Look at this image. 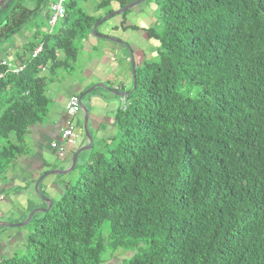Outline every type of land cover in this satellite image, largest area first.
<instances>
[{"label": "trees", "instance_id": "obj_1", "mask_svg": "<svg viewBox=\"0 0 264 264\" xmlns=\"http://www.w3.org/2000/svg\"><path fill=\"white\" fill-rule=\"evenodd\" d=\"M156 1L144 30L156 57L143 76L135 67L114 132L56 176L59 198L25 227L28 253L0 264H103L118 249L135 250L123 264H264V0ZM112 2L127 4L97 9ZM70 7L23 46L22 73L0 79L2 185L48 113L49 85L112 13Z\"/></svg>", "mask_w": 264, "mask_h": 264}, {"label": "crops", "instance_id": "obj_2", "mask_svg": "<svg viewBox=\"0 0 264 264\" xmlns=\"http://www.w3.org/2000/svg\"><path fill=\"white\" fill-rule=\"evenodd\" d=\"M125 1L126 5L135 2V0L132 2ZM35 7L30 8V10L26 8L16 10L14 7L10 9V14L5 15L4 19L0 20V61H7L14 66L21 65L19 64L21 61L18 59L23 56V46L38 35L36 29L27 30L26 26L30 13L37 10ZM97 7L95 15L91 17H103L106 12H114L119 9L116 2L110 3L105 8L106 11L105 9L98 10ZM1 11L2 8L0 14ZM49 14L48 10L45 14L47 26ZM153 17L154 13L150 7L143 10L133 8L124 17L120 15L107 20L100 25L98 34L119 41L121 44L103 39H97L95 42L92 39L96 38L89 36L90 38L81 43L87 56L85 62H88L79 68L81 72L78 75L68 76L69 89L54 92L52 89L54 82L51 84L52 86L49 85L47 94L50 100L49 107L50 105L52 107L57 106L60 113L56 112L57 108L50 112L48 107V113L43 123L32 128L26 137L27 155L10 169L6 176V182L3 185L0 183V263L12 260L15 247L22 248L23 241L27 237L28 232L24 231L25 236H20L18 239L20 234L17 229L21 227H15V224L18 225V223L23 222L31 211L44 209V203L36 197L35 182L43 173L52 168H55L54 170L68 169L74 153L87 146L82 130L83 116L80 111L74 120V142L62 144L57 141L60 129L66 119L64 113L66 102L70 99H78L80 94L82 95L89 88L99 84L111 90L126 92L124 88L130 78L132 82L129 50H131L135 67L146 61L154 60L156 57L153 42L148 41L144 35V30L152 25ZM124 25H130L135 29L123 30L121 26ZM7 31L9 33L6 34ZM113 34L119 35L120 38L110 36ZM7 39L10 40L8 43L5 42ZM98 40H101L102 43H98ZM35 42L38 43L39 39H35ZM122 44H126L128 47L125 48ZM76 77L77 79L81 77L82 82H75ZM96 89L101 88L94 90ZM101 91L105 90L101 89ZM105 94L107 95L104 97L91 98L87 95L82 98V104L88 114L87 131L94 144L110 138L115 130L114 117L117 111L122 108V98L106 91ZM51 113L57 115L54 116ZM51 143H56L63 148L64 158L59 159L57 157L56 151L50 147ZM56 163L64 165V168H56ZM38 188L42 189L45 198L53 201L59 198L58 184L55 178L47 176ZM5 226L12 227L7 228Z\"/></svg>", "mask_w": 264, "mask_h": 264}, {"label": "rangeland", "instance_id": "obj_3", "mask_svg": "<svg viewBox=\"0 0 264 264\" xmlns=\"http://www.w3.org/2000/svg\"><path fill=\"white\" fill-rule=\"evenodd\" d=\"M8 1V3H6ZM56 0H0V9L2 8L1 14H0V20L4 19L5 15L10 14V9L12 8H16V10H19L21 8L23 9H32L33 7H37V10L34 12H31L28 19H27V30H29L30 28H34L38 31V39L39 41L41 40V36L48 32H54L58 29V25L50 28L49 26H47V22H46V18H45V14L47 13V11L49 10V6L51 3H54ZM104 0H65V4H64V8L67 5L71 4L70 9L74 10V9H79L81 10L84 14L88 15V16H93L96 13V7L99 3H101ZM136 1V0H135ZM128 2H132V0H128ZM132 4V3H130ZM128 4V5H130ZM35 7V8H36ZM108 7V6H107ZM150 7V9L153 11L154 13V17H153V22L155 17L158 15L159 12V8L157 5V1L156 0H147L144 3L135 6L134 9H139V10H143V9H148ZM133 9V8H132ZM106 11V9H105ZM145 12V11H144ZM128 17V16H127ZM129 19V18H128ZM97 32H100V28L97 29ZM110 36H114L115 38H120L119 35L113 34ZM9 38V36H8ZM90 38V37H88ZM87 38V39H88ZM93 41L97 42V39H92ZM8 41H10L9 39L5 40L6 43H8ZM98 43H102L101 40H98ZM84 47H82V44H80L79 46V52H78V57H77V62L73 65V69L69 72V75H73L76 76L81 72V69H79L81 66H83L86 62H85V57H87L85 55V51H84ZM126 51V50H124ZM131 51V50H130ZM128 52V50H127ZM92 55V54H91ZM147 63H151V61H146ZM138 69H140V76H143V71H142V65L137 67ZM68 76H64L63 80H56L54 81L53 84V88L54 92L58 91V90H68L69 89V82H68ZM75 82H82V78L81 77H76V79L74 80ZM52 86V85H51ZM132 88V82H131V78L130 80H128V83L126 84V87L124 88V90L127 92ZM105 91H101V89H96L93 90L91 93L88 94L89 97L91 98H97V97H104ZM121 105V104H120ZM117 107V105H116ZM56 109V112L60 113V109L57 106L52 107L50 105L49 109L50 112L53 111V109ZM53 113H51L52 115ZM54 116L57 115L56 113L53 114ZM75 138H71L70 139V143L74 142ZM57 141H60V138L58 137ZM57 167L56 168H64V165H61L59 163H56ZM13 172V171H12ZM9 173V171H8ZM7 173V175H8ZM51 178H55L56 176H50ZM57 181V180H56ZM41 193H43L42 189H38ZM38 191V192H39ZM36 194V193H35ZM40 195V194H39ZM36 194V197L41 200L40 196ZM44 197V196H43ZM44 207H46L45 203H44ZM45 209V208H44ZM38 210V209H35ZM32 212V211H31ZM37 214V213H36ZM27 219V218H26ZM26 219L18 224H23ZM17 225V224H15ZM27 226V225H26ZM26 226H21V228L17 229L18 233L20 234L18 236V239L20 236H25V232L28 230L25 228ZM103 237H106V234H103ZM27 237L26 239L23 241V246L22 248H19V246H16L15 250H14V254H13V259L14 258H18L21 257L23 255H26L29 251V247L27 244ZM16 243L18 241H15ZM142 247V246H141ZM133 254H135V250L133 249H129V250H123V249H118L115 252H110L109 250H106L104 257H103V264H123L124 262H126Z\"/></svg>", "mask_w": 264, "mask_h": 264}, {"label": "water", "instance_id": "obj_4", "mask_svg": "<svg viewBox=\"0 0 264 264\" xmlns=\"http://www.w3.org/2000/svg\"><path fill=\"white\" fill-rule=\"evenodd\" d=\"M145 1L147 0H137L135 1L134 3L130 4V5H126L125 7L121 8V9H118L117 11H114L108 15H106L103 19H101L98 23H96L94 25V27L92 28L91 32H90V35L96 39H103V40H107V41H110L112 43H115V44H121V42L119 41H116L114 39H111L109 37H105V36H101L99 34H96L95 31L97 30V28L102 25L104 22H106L107 20H110L116 16H120L124 13H126L127 11H130L132 8H134L135 6H138L142 3H144ZM125 48H127L128 46L126 44H122ZM129 62H130V69H131V77H132V85L135 86V64H134V61H133V57H132V53L130 52L129 50ZM95 88H101L103 90H105L106 92L116 96V97H120V98H126L129 93L127 92H118V91H115V90H111V89H108L106 88L104 85H94L93 87L89 88L88 90H86L82 95H80L77 99V104H78V107H79V111L81 112L82 116H83V124H82V130H83V134H84V137L86 139V142H87V146L85 147H82L80 149H78L72 159H71V164L69 166L68 169L66 170H54V171H50L48 173H45V174H42L39 179L35 182L34 184V191L37 195H39V192H38V187H39V184L47 177V176H63V175H66L67 173H69L75 166V163H76V159L78 157V155L84 151H89L91 148H92V139L87 131V127H86V124H87V120H88V114H87V111L85 109V107L83 106L82 104V98L87 96L89 93H91ZM40 196V195H39ZM41 198V201L43 203H45V205H47V207L45 209H39V210H34L32 211L26 221L23 223V224H18L16 225L15 227H21V226H26L28 225V223L30 222L32 216L36 213H48L50 208H51V203L50 201L43 197V196H40ZM7 228H10L12 226H5Z\"/></svg>", "mask_w": 264, "mask_h": 264}, {"label": "built area", "instance_id": "obj_5", "mask_svg": "<svg viewBox=\"0 0 264 264\" xmlns=\"http://www.w3.org/2000/svg\"><path fill=\"white\" fill-rule=\"evenodd\" d=\"M65 0H56L49 7V18L48 26L50 28L55 27L59 22H61L65 17L64 10ZM43 46L39 44L31 53V59L34 60L42 52ZM0 79L6 74L18 75L24 70L23 65H11L7 61H0ZM122 110H125L128 106V103L125 101V98L121 99ZM65 121L62 128L60 129V142L66 144L74 136V120L79 113V107L77 104V99H70L66 102L64 106ZM50 147L56 151V155L59 159L64 158V150L62 147L58 146L56 143H51ZM1 199V198H0Z\"/></svg>", "mask_w": 264, "mask_h": 264}]
</instances>
